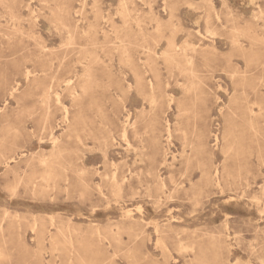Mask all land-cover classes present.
Instances as JSON below:
<instances>
[{"label":"rangeland","instance_id":"obj_1","mask_svg":"<svg viewBox=\"0 0 264 264\" xmlns=\"http://www.w3.org/2000/svg\"><path fill=\"white\" fill-rule=\"evenodd\" d=\"M0 264H264V0H0Z\"/></svg>","mask_w":264,"mask_h":264}]
</instances>
